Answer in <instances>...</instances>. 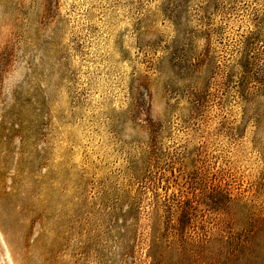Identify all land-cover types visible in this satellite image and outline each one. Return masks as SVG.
Returning <instances> with one entry per match:
<instances>
[{
    "label": "rangeland",
    "instance_id": "1",
    "mask_svg": "<svg viewBox=\"0 0 264 264\" xmlns=\"http://www.w3.org/2000/svg\"><path fill=\"white\" fill-rule=\"evenodd\" d=\"M0 264H264V0H0Z\"/></svg>",
    "mask_w": 264,
    "mask_h": 264
},
{
    "label": "bare ground",
    "instance_id": "2",
    "mask_svg": "<svg viewBox=\"0 0 264 264\" xmlns=\"http://www.w3.org/2000/svg\"><path fill=\"white\" fill-rule=\"evenodd\" d=\"M1 257H2V248L0 246V259H1Z\"/></svg>",
    "mask_w": 264,
    "mask_h": 264
}]
</instances>
